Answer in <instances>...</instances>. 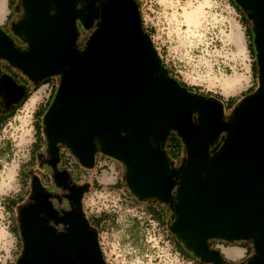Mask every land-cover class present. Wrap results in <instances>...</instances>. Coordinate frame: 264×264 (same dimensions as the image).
<instances>
[{
  "label": "water",
  "instance_id": "obj_1",
  "mask_svg": "<svg viewBox=\"0 0 264 264\" xmlns=\"http://www.w3.org/2000/svg\"><path fill=\"white\" fill-rule=\"evenodd\" d=\"M76 0H21L24 15L12 24L21 51L0 28V57L33 85L56 77L41 117L53 184L47 191L32 176V203L18 212L22 252L16 264H108L95 227L81 205V187L60 168V149L91 168L99 152L124 165L125 187L138 200L170 201V231L180 244L210 264H264V0H233L251 22L259 88L225 117L223 103L193 92L172 76L146 32L137 0L87 1L77 45ZM25 83L0 73L4 110L19 104ZM185 148L175 169L165 151L171 131ZM57 200L56 207L50 200ZM63 198L71 202L59 209ZM248 242L252 253L227 261L210 241ZM224 255V256H223Z\"/></svg>",
  "mask_w": 264,
  "mask_h": 264
},
{
  "label": "rangeland",
  "instance_id": "obj_2",
  "mask_svg": "<svg viewBox=\"0 0 264 264\" xmlns=\"http://www.w3.org/2000/svg\"><path fill=\"white\" fill-rule=\"evenodd\" d=\"M139 2L143 25L150 32L155 51L177 80L205 96L220 95L224 100L233 97L234 105L245 95L259 88L257 75L251 69L252 57L243 19L228 0H139ZM0 28L7 34L11 32L7 31L8 27ZM85 30L87 32L89 29ZM81 39L82 34L78 35L77 43ZM77 45L81 46V42ZM47 80L55 82L52 92L54 94L57 78L48 77ZM224 80L234 81V87L227 94H224L221 87ZM43 87L42 85L30 94L37 95L33 105L28 108L25 106L28 98L20 110L0 126V264H16L22 252L21 236L16 226V211L19 205L26 201L31 191L30 174L45 171L36 160V154L44 151L45 137L41 120L39 124L35 121L38 116L42 117L44 106H40L38 110L40 113L33 112ZM233 106L229 108L223 105L225 117L229 116ZM37 124L41 128V138L38 142L40 148L33 151ZM179 142L180 161L175 160L174 167H180L185 160V148L181 139ZM68 151L74 156L69 149ZM60 154L62 155V150ZM99 154V151L94 153L96 160L91 168L83 167L77 161L71 167V177L80 184L83 182L87 184L81 198L86 216L106 214L99 226L98 240L107 263L196 264V259L194 261L177 252V245L173 243L176 240L175 235L168 231L170 236L165 230L171 219V213L166 208L167 201L157 198L146 199L153 200L161 207L163 214L157 216L159 213L157 211L143 212L147 205L146 200L139 202L133 200V204L124 200L121 195V188L125 186L123 163L104 153L101 156ZM98 160L108 164L97 167ZM65 163L62 159L64 168ZM111 164L117 166L116 171L119 173L116 183H109L108 180L111 179V174L107 165ZM95 167L98 168L96 173L98 180L90 174L91 169L94 171ZM83 168H87L88 172L75 178L76 172L83 173L86 170ZM94 183L100 187L93 188ZM175 196L170 198L171 204ZM12 198L18 203L9 209L7 202ZM210 244L212 248H220L222 252L224 248L234 247L241 248L244 252L245 248L244 256L235 258H229L227 253L223 252L227 259L233 261H242L252 253V247L248 242L226 243L214 240ZM240 244L243 248L239 246Z\"/></svg>",
  "mask_w": 264,
  "mask_h": 264
},
{
  "label": "flooded vegetation",
  "instance_id": "obj_3",
  "mask_svg": "<svg viewBox=\"0 0 264 264\" xmlns=\"http://www.w3.org/2000/svg\"><path fill=\"white\" fill-rule=\"evenodd\" d=\"M90 2H93V9H92V16H93V26L97 23V20H98V15H99V6H98V0H89ZM86 5H87V1L86 0H76L75 1V9L76 11L79 13L76 18H75V24H76V27L78 29V32H79V35L82 34V39L79 41V43L81 42V46H83L87 40V36L89 34V30L87 32H85L86 28L83 29L82 27V23H83V18H84V15L88 14V11L86 10ZM24 15V11L22 9V3H21V0H13L12 2V5H11V14H10V17L9 19H12L11 23L8 25V26H5V27H8L7 28V31L10 30L11 32L8 33V36L13 40L14 44L16 46L19 47V49L21 51H24L26 50L27 48V44L25 42V40L23 39V36L21 34V32H15L13 29H12V24H15L17 23L18 21H20L22 19ZM85 39V40H84ZM78 42V40H77ZM77 43V44H79ZM0 65H11L10 62L4 60L3 58L0 57ZM24 79L29 82V80L27 78L24 77ZM47 82H51V81H48ZM55 83V82H54ZM54 91V90H53ZM52 91V92H53ZM48 101V100H47ZM46 101V102H47ZM94 144H95V152L99 151V142L98 140H95L94 141ZM66 147H61L60 150L64 149ZM48 156L49 154L47 152H45V148H44V151H41V152H38L36 154V160H38V162H40V165H41V168H45V171L41 172V173H35V174H30V177H29V180H30V188L32 187L33 185V180H32V176H35L37 181L41 184V186L43 188H45L47 191L53 193V194H56L59 191V189L57 187H55V185L53 184V180H52V175H51V168L50 166L48 165L47 161H48ZM117 160V159H115ZM175 164V163H174ZM174 164L173 165V168L175 169H178V167H174ZM58 166L60 168H64L63 165H62V155L60 154V161L58 163ZM71 172H70V178H71V181L73 183H77L79 185L78 182L74 181V179L71 177ZM81 187V198H82V195L83 193L85 192V189H86V186L87 185H84V182L81 183V185H79ZM31 191L28 195V198H26V201L22 204H28V203H32L33 200L32 199H29L30 195H31ZM51 202L56 206L58 207V203H57V200L54 198V197H51L50 198ZM21 205H19L18 209H17V218H18V212L21 208ZM167 210L172 214V211H171V203L170 201H167ZM71 206V202L66 199V198H63L62 197V200H61V203L59 205V209H67ZM89 220H91L90 217H88ZM91 223H92V220H91ZM16 226H17V230L19 231L20 233V230H19V226H18V221L16 222ZM174 235V234H173ZM20 236H21V233H20ZM22 241V239H21ZM176 241V240H175ZM176 244V242H175ZM249 256V255H248ZM227 261H232V262H241L240 260L238 261H233L231 259H227ZM243 261V260H242Z\"/></svg>",
  "mask_w": 264,
  "mask_h": 264
},
{
  "label": "trees",
  "instance_id": "obj_4",
  "mask_svg": "<svg viewBox=\"0 0 264 264\" xmlns=\"http://www.w3.org/2000/svg\"><path fill=\"white\" fill-rule=\"evenodd\" d=\"M137 1L139 2V0H137ZM228 1H229V3L233 6V8L239 12L240 17L243 19L242 22L244 23L243 25L245 26V29H246L245 34L247 35V38L249 39L248 48H249V52L251 53V57H252L251 69H252L253 73L257 75L256 61H255V51H254V47H253V43H252V40H253V33H252V30H251L252 25H251L250 21L246 18L245 12H244L242 9H240V8L235 4V2H234L233 0H228ZM12 2H13V0H9V2H8V4H9L10 7H11V5H12ZM139 5H140V2H139ZM10 14H11V13H9L7 19H9ZM145 30H146V32L148 33V35L150 36V32L148 31L147 27H145ZM161 61H162V60H161ZM162 63H163V61H162ZM163 65H164V63H163ZM164 66H165V65H164ZM167 69H168V68H167ZM168 71H169V70H168ZM169 73L171 74L170 71H169ZM171 75H172V74H171ZM178 81L180 82V84H181L182 86L187 87L189 90H191V91H193V92H197L196 90L192 89L190 86L186 85L184 82H182V81H180V80H178ZM45 82H47V78L44 79L43 81H41L38 85H34V87H33L34 89H33L32 91L36 90L41 84H43V83H45ZM32 91H27V92L25 93V95H24L23 100H22L19 104L15 105V106H14V107H13L8 113H7V116L12 117V116L15 114L16 110L19 109V108L23 105V103L27 100V98L30 96V94H31ZM201 94H202V93H201ZM52 95H53V93L50 95L48 101L44 104L43 112H44L45 109L47 108L48 103H49V101H50ZM213 97H216L217 99L221 100L222 103H223V105L225 104V105L228 106L229 108L232 107V106L234 105V98H233V97H229V98H227L226 100H224L223 97L220 96V95H213ZM38 110H40V107H38V109L35 111V113H38V112L40 113V111H38ZM40 120H41V117L38 116V118H36L35 121H36V122L38 121V124H39V123H40ZM38 124H37V127H35V128H36V129H35L36 139H35V141L33 142V145H34L33 151H37V150L40 148L38 142H39V140H40V138H41V131H40L41 128L38 126ZM0 126H1V125H0ZM179 140H180V138L178 137V135L174 132V130H172L170 136L168 137V139L166 140V143H165V151H166L167 155L169 156V158H170L172 164L174 163L175 160H179V161H180V154H181V153H180V148H181V146H180V142H179ZM167 141H168V142H167ZM99 153H101V152H99ZM179 165H180V164H179ZM182 165H183V164H182ZM182 165H180V167H178V168H181ZM83 167H84V166H83ZM79 176H80V173H79V171H78V172L75 173V178H78ZM76 181H77V180H76ZM79 185H81V184L79 183ZM84 185H87V184L84 183ZM99 187H100L99 184L94 183L93 188L98 189ZM86 188H87V186H86ZM149 201H150V200H149ZM17 203H18V202H17L15 199L12 198V199H9V201L7 202V206L9 205L8 208L11 209V208H13ZM149 206H150V205H149ZM150 208H152V206H150ZM162 214H163V212L161 211V213H157V216L162 215ZM105 215H106V214L93 215L92 217H90L91 220H92V223H91V220H89V218H88V220H89V222H90V225H92L93 227L96 228L97 233H99V231H100V230H99V226L101 225L102 221L105 219V217H104ZM212 241H214V240H212ZM210 242H211V241H210ZM176 245H177V249H178V251H180V253H181L182 255L187 256V257H190V258H192V259H194V260L196 259V261H197L198 264H210V263H205V262L200 261V260L197 259L194 255H192L190 252H188L186 249H184V247L180 244V242L177 240V238H176ZM210 245H211V244H210ZM239 246L242 247L243 245L240 244ZM211 247H212V246H211Z\"/></svg>",
  "mask_w": 264,
  "mask_h": 264
},
{
  "label": "crops",
  "instance_id": "obj_5",
  "mask_svg": "<svg viewBox=\"0 0 264 264\" xmlns=\"http://www.w3.org/2000/svg\"><path fill=\"white\" fill-rule=\"evenodd\" d=\"M8 2H9V0H0V26L1 27L8 26L12 21V19H7L9 13H11V7L9 6ZM0 73H6V74L11 75L18 83H25L26 92L32 91L34 89L33 88L34 85L31 82H27L24 79V76L13 65H0ZM42 85L44 86V83L41 84V86ZM41 86H39L36 90H38ZM36 90H34V91H36ZM33 92H31V94ZM44 97H45V86L39 92V98H38L37 102L35 103V106L33 107V112L36 111V109H38V107L44 106V102H45ZM9 111L4 110V99L0 98V125H2L9 118V116H7V113ZM97 167H99V165H97ZM107 168L110 169V174H111V179H108L109 183H116L118 180L117 178H118V174H119L116 171L117 166H114L111 164V165H107ZM97 171H98V168H96V167L94 168V171H93V169H91V171H90L91 176L93 178H95V180H98L97 179L98 177L96 175ZM243 249H244V252L241 248H238V247L224 248L223 252H226L229 258H235L236 256H238V257L244 256L246 249L245 248H243Z\"/></svg>",
  "mask_w": 264,
  "mask_h": 264
},
{
  "label": "built area",
  "instance_id": "obj_6",
  "mask_svg": "<svg viewBox=\"0 0 264 264\" xmlns=\"http://www.w3.org/2000/svg\"><path fill=\"white\" fill-rule=\"evenodd\" d=\"M142 16V15H141ZM143 20V19H142ZM44 86H45V97H44V104L46 103V101L49 99V97H50V95L52 94V91L54 90V88H55V83L54 82H46V83H44ZM20 110V108L19 109H17L16 111H19ZM9 118H11V117H9ZM10 123V122H9ZM35 133V132H34ZM100 156L102 155V153H100L99 154ZM73 158L75 159V161H73ZM95 158V157H94ZM62 159L66 162L65 163V167H66V169H68V171L69 172H71V167H73L76 163H77V159L74 157V156H71V154H70V152L68 151V149L67 148H64V149H62ZM96 159H94V161H95ZM98 163L99 164H97V165H99V167L100 166H102V165H105V164H108L107 162H101L100 160H98ZM68 165V166H67ZM95 165H96V163H95ZM85 171L83 172V173H81L80 172V175L81 174H86L88 171H87V168H83ZM84 176V175H83ZM121 195L123 196V198H124V200H127L128 202H130L131 204H133L134 202H133V200L134 201H137V202H139V201H141V200H138L135 196H133L131 193H130V191L125 187V186H122V188H121ZM145 201V200H144ZM146 206H145V208L143 209V212H147L148 210H151L152 212H159V213H161V207L159 206V204L158 203H156V202H153V200H151L150 201V203H148L149 202V200H146ZM152 206V208H150V206ZM88 218V217H87ZM104 221V220H103ZM163 227H165V225L163 226ZM162 227V228H163ZM166 231H167V234H169L170 236H171V234L170 233H168V231L169 232H171L170 231V228H169V226H167V228L165 229ZM98 242H99V240H98ZM173 243L175 244V241H173ZM100 244V243H99ZM101 247V246H100ZM103 252V251H102ZM177 252L179 253V254H181L180 253V251H178V249H177ZM181 256H184V255H182L181 254ZM192 260H194V259H192ZM195 261V260H194ZM196 264H198L197 262H196Z\"/></svg>",
  "mask_w": 264,
  "mask_h": 264
},
{
  "label": "bare ground",
  "instance_id": "obj_7",
  "mask_svg": "<svg viewBox=\"0 0 264 264\" xmlns=\"http://www.w3.org/2000/svg\"><path fill=\"white\" fill-rule=\"evenodd\" d=\"M198 10V9H197ZM194 13V12H193ZM190 16H191V14H190ZM192 17V16H191ZM190 17V18H191ZM188 18V17H187ZM190 21V20H189ZM190 22H192V21H190ZM193 22H195V21H193ZM195 24V23H194ZM197 24V23H196ZM196 34V33H195ZM237 84V83H236ZM221 87H222V89H223V92H224V94H227V93H229L230 92V90L234 87V81H231V80H224V81H222L221 82ZM36 97H37V95L36 94H34V95H31L30 97H29V99L27 100V102H26V104H25V106L28 108L29 106H31V105H33V103L36 101Z\"/></svg>",
  "mask_w": 264,
  "mask_h": 264
}]
</instances>
